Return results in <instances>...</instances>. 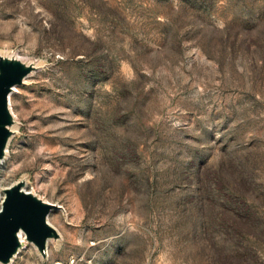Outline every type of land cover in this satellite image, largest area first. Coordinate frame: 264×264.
I'll use <instances>...</instances> for the list:
<instances>
[{
    "label": "rangeland",
    "instance_id": "1",
    "mask_svg": "<svg viewBox=\"0 0 264 264\" xmlns=\"http://www.w3.org/2000/svg\"><path fill=\"white\" fill-rule=\"evenodd\" d=\"M0 54V188L60 206L9 264H264V0H0Z\"/></svg>",
    "mask_w": 264,
    "mask_h": 264
},
{
    "label": "water",
    "instance_id": "2",
    "mask_svg": "<svg viewBox=\"0 0 264 264\" xmlns=\"http://www.w3.org/2000/svg\"><path fill=\"white\" fill-rule=\"evenodd\" d=\"M39 66L17 55L0 54V163L6 156L7 145L14 133L15 117L9 106V95L15 87ZM21 178L0 188V263L9 264L13 257L31 243L42 259L46 258L49 240L57 243L60 234L48 221L51 210L60 208L25 189ZM23 236L24 241L21 240Z\"/></svg>",
    "mask_w": 264,
    "mask_h": 264
},
{
    "label": "bare ground",
    "instance_id": "3",
    "mask_svg": "<svg viewBox=\"0 0 264 264\" xmlns=\"http://www.w3.org/2000/svg\"><path fill=\"white\" fill-rule=\"evenodd\" d=\"M20 238H21V240H22V241H24V239H23V236H22V235H20Z\"/></svg>",
    "mask_w": 264,
    "mask_h": 264
}]
</instances>
